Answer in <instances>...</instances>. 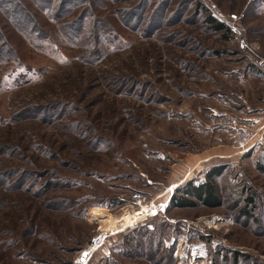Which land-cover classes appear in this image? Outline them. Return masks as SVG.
I'll return each mask as SVG.
<instances>
[{"label": "rangeland", "instance_id": "rangeland-1", "mask_svg": "<svg viewBox=\"0 0 264 264\" xmlns=\"http://www.w3.org/2000/svg\"><path fill=\"white\" fill-rule=\"evenodd\" d=\"M259 57L264 0H0V264H264ZM221 163L222 206L172 207Z\"/></svg>", "mask_w": 264, "mask_h": 264}, {"label": "trees", "instance_id": "trees-1", "mask_svg": "<svg viewBox=\"0 0 264 264\" xmlns=\"http://www.w3.org/2000/svg\"><path fill=\"white\" fill-rule=\"evenodd\" d=\"M201 7H203V5L197 3L196 9L198 10ZM206 20L215 31H227L228 29L225 23L218 21L212 15H208ZM257 166L259 170L264 173V161H259ZM227 167L228 166L225 163L212 165L204 173L203 178H192L177 186L171 197L172 207L195 208L203 206L217 208L222 206L223 201L219 194L218 183L225 177ZM241 203L238 205L240 206ZM243 203L244 205L242 206L241 211L244 212V214L241 215L248 219H253V210H256L255 195H247V197L244 198Z\"/></svg>", "mask_w": 264, "mask_h": 264}, {"label": "built area", "instance_id": "built-area-1", "mask_svg": "<svg viewBox=\"0 0 264 264\" xmlns=\"http://www.w3.org/2000/svg\"><path fill=\"white\" fill-rule=\"evenodd\" d=\"M229 17L231 19H234L236 18V15L231 14ZM231 30L233 32H237L238 34H240V30L235 26H231ZM243 42L244 40H242V43ZM256 66L258 67L259 70H261L264 73V57L257 58ZM216 118L220 119L218 120L219 124L226 125L232 130V134H233L232 140L236 148L239 150V152L247 151L256 143V134L258 132L252 123L248 121L242 122L239 118L226 113H219ZM141 198L142 196H140L139 198V202L137 203L138 205L142 201Z\"/></svg>", "mask_w": 264, "mask_h": 264}, {"label": "bare ground", "instance_id": "bare-ground-1", "mask_svg": "<svg viewBox=\"0 0 264 264\" xmlns=\"http://www.w3.org/2000/svg\"><path fill=\"white\" fill-rule=\"evenodd\" d=\"M142 208H144V209H146L147 210V206H143ZM103 213L102 212H97V214H96V216H98V217H101L102 219V222H106V221H108V218H107V216L106 215H102ZM114 223H115V225H118V224H125V223H127L128 224V222H130V219L129 218H122L121 220H119V221H113ZM105 239V236L103 235H100V237H98V238H96V239H94L93 241H92V244L93 243H95L96 242V245H92L90 248H87V249H85L83 252H84V254L85 253H88V255L87 256H85L84 255V259L83 260H86L87 258H89L95 251H96V247L98 246V247H100V245L103 243V240ZM99 242V243H98Z\"/></svg>", "mask_w": 264, "mask_h": 264}, {"label": "crops", "instance_id": "crops-1", "mask_svg": "<svg viewBox=\"0 0 264 264\" xmlns=\"http://www.w3.org/2000/svg\"><path fill=\"white\" fill-rule=\"evenodd\" d=\"M263 125H264V124H263ZM261 131H262V130H261ZM214 156H217V155H212V156H210V157L208 156V157L201 158V159L197 160L196 164L193 165L194 167H193V166H192L193 168L190 167V168H189L190 171L188 170V171L186 172V175H185V176L190 175V174L192 173V171L196 169V165H197V164H200V163L203 162V161H206V160H208V159H211V158L214 157ZM191 168H192V169H191ZM185 178H186V177H185ZM187 178H188V177H187ZM176 185H177V184H176Z\"/></svg>", "mask_w": 264, "mask_h": 264}, {"label": "snow or ice", "instance_id": "snow-or-ice-1", "mask_svg": "<svg viewBox=\"0 0 264 264\" xmlns=\"http://www.w3.org/2000/svg\"><path fill=\"white\" fill-rule=\"evenodd\" d=\"M84 255H85V256H87V255H88V253H85Z\"/></svg>", "mask_w": 264, "mask_h": 264}]
</instances>
